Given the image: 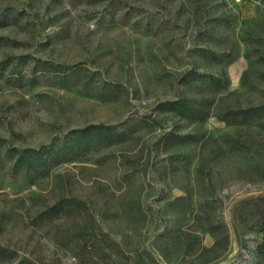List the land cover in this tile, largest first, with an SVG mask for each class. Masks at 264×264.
I'll use <instances>...</instances> for the list:
<instances>
[{
  "label": "rangeland",
  "instance_id": "374dc122",
  "mask_svg": "<svg viewBox=\"0 0 264 264\" xmlns=\"http://www.w3.org/2000/svg\"><path fill=\"white\" fill-rule=\"evenodd\" d=\"M258 106L264 0H0V264H258L264 109L236 114ZM87 125L122 138L11 169Z\"/></svg>",
  "mask_w": 264,
  "mask_h": 264
},
{
  "label": "trees",
  "instance_id": "16d2710c",
  "mask_svg": "<svg viewBox=\"0 0 264 264\" xmlns=\"http://www.w3.org/2000/svg\"><path fill=\"white\" fill-rule=\"evenodd\" d=\"M40 70L54 72L56 67L42 62ZM215 79V77H211ZM170 109L183 118L201 120L205 114L203 108L197 102L192 104L189 99L181 98L169 103ZM264 109L262 106L248 107L236 112L241 117V123H247L256 113ZM172 133H169V135ZM122 138L113 127L105 125H87L79 129H73L65 133L59 142H51L39 148H10L8 152L12 157V170H23L27 174H33L37 178L45 177L50 170L62 163L73 162L83 158L93 148L101 144H110ZM74 202L68 198H61L55 204L43 212V215L56 216L59 213L69 212V207ZM259 231L262 235L261 242L253 250L258 264H264V214L261 215ZM227 264H238L237 258H232Z\"/></svg>",
  "mask_w": 264,
  "mask_h": 264
}]
</instances>
